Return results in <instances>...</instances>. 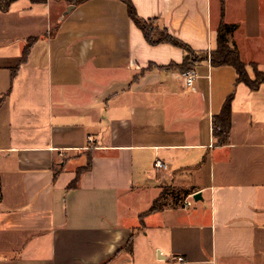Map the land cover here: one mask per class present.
Here are the masks:
<instances>
[{
    "label": "crops",
    "instance_id": "obj_1",
    "mask_svg": "<svg viewBox=\"0 0 264 264\" xmlns=\"http://www.w3.org/2000/svg\"><path fill=\"white\" fill-rule=\"evenodd\" d=\"M130 1L194 52L216 50L222 0ZM223 5L254 80L264 0ZM71 6L19 0L0 12V264H264V86L252 92L207 61L187 88L170 68L183 51L149 46L121 2ZM230 96L217 146L212 120ZM165 183L193 194L141 224Z\"/></svg>",
    "mask_w": 264,
    "mask_h": 264
},
{
    "label": "trees",
    "instance_id": "obj_2",
    "mask_svg": "<svg viewBox=\"0 0 264 264\" xmlns=\"http://www.w3.org/2000/svg\"><path fill=\"white\" fill-rule=\"evenodd\" d=\"M19 0H0V12H7L9 7ZM32 5H47L50 0H27ZM86 0H65L70 5H78ZM121 2L127 10L129 20L142 33L146 43L151 47L161 45H169L177 48L185 54L183 63L180 66H171L174 70L181 74L193 72L197 66L204 62H210L213 69L231 68L235 71L237 76V84H243L250 91L255 92L261 86H264V74L259 72L256 66H253L254 80H252L246 70L245 64L240 60L239 52L234 45H231V38L237 30L235 25H227L223 22L224 17V0H222L221 17L222 20L217 29V47L216 50L207 53H196L188 45L172 36L167 29L160 26L157 20H143L139 18L137 12L130 0H116ZM37 38H30L27 40L26 46L23 49L21 60L17 69L26 63L30 50ZM154 67L150 66L148 71ZM16 70L12 71L11 79L14 78ZM232 101L233 96H230L225 101L219 115L212 120V134L217 146H223L227 143L230 129H231V115H232ZM92 167L91 156H88L87 165L77 171L76 179L68 187L69 190H75L82 174L89 172ZM166 191V192H165ZM193 191L176 192L173 189L164 190L159 198H157L149 211L140 217L141 224L146 216L162 212L168 205L177 207L183 204V200L192 195ZM133 247V236L128 240L125 247L119 251L130 253Z\"/></svg>",
    "mask_w": 264,
    "mask_h": 264
},
{
    "label": "built area",
    "instance_id": "obj_3",
    "mask_svg": "<svg viewBox=\"0 0 264 264\" xmlns=\"http://www.w3.org/2000/svg\"><path fill=\"white\" fill-rule=\"evenodd\" d=\"M183 78L185 79L186 87L191 88L193 86V83L195 80L194 72H188V73L184 74ZM154 166L156 169H159V170L165 169V166L160 161L156 162ZM189 207H191V202H185L184 208H189Z\"/></svg>",
    "mask_w": 264,
    "mask_h": 264
},
{
    "label": "water",
    "instance_id": "obj_4",
    "mask_svg": "<svg viewBox=\"0 0 264 264\" xmlns=\"http://www.w3.org/2000/svg\"><path fill=\"white\" fill-rule=\"evenodd\" d=\"M73 9V6L69 7L66 14H69L71 12V10ZM192 200L194 203H198L202 201V195L201 193H197L195 195L192 196Z\"/></svg>",
    "mask_w": 264,
    "mask_h": 264
},
{
    "label": "rangeland",
    "instance_id": "obj_5",
    "mask_svg": "<svg viewBox=\"0 0 264 264\" xmlns=\"http://www.w3.org/2000/svg\"><path fill=\"white\" fill-rule=\"evenodd\" d=\"M53 1H57V2H65V0H53ZM53 17L55 18V13L53 14ZM163 185H165L164 187H163V191L164 190H168L169 188H165V187H168V183H165V184H163ZM162 191V192H163ZM166 192V191H165ZM193 201V200H192ZM194 203V202H193ZM146 209H147V207H146ZM145 209V210H146Z\"/></svg>",
    "mask_w": 264,
    "mask_h": 264
}]
</instances>
